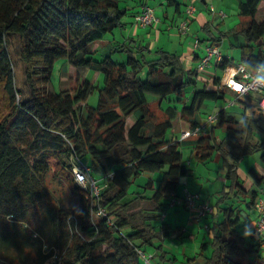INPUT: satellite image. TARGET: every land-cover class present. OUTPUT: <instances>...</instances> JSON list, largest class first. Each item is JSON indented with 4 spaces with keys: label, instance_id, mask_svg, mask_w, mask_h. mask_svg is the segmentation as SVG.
Wrapping results in <instances>:
<instances>
[{
    "label": "trees",
    "instance_id": "obj_1",
    "mask_svg": "<svg viewBox=\"0 0 264 264\" xmlns=\"http://www.w3.org/2000/svg\"><path fill=\"white\" fill-rule=\"evenodd\" d=\"M122 1L0 0V264H144L138 251L148 250L151 264H175L163 250L174 231L162 215L167 216L169 194L178 195L180 179L192 171L180 149L186 139L167 140L166 135L177 118L184 128L198 129L204 102L222 100L229 91L220 86V77L205 80L197 68L186 69L175 53L128 40L111 51L125 54L123 63L111 56L93 61L99 42L115 30L122 32L144 5L128 0L121 8ZM208 1L200 0L203 5ZM261 2L238 0V23L225 33L216 27L220 38L206 24L200 31L208 40L198 42L212 47L222 38L241 39L233 45L240 51L239 62L254 66L264 61V18L255 20ZM166 3L178 12L176 0ZM12 38L22 62V88L15 79ZM60 59L68 61V77L76 75L75 87L47 91ZM231 64L226 55L214 63L220 71ZM79 68L99 73L102 87L82 78ZM95 90L99 99L92 108L86 101ZM132 115L135 121L127 127ZM243 115L244 108L238 116L223 108L216 123L193 139L195 162L203 165L216 153L224 173L206 232L210 244L201 245L197 256L201 264H264V243L256 234V239L244 238L240 225L243 210L255 211L258 189L246 190L237 171L255 155L264 164V114L241 127ZM215 129L223 131L220 139ZM72 153L89 162L98 185H106L97 204L72 181ZM143 174L154 177L130 193ZM49 175L70 184L78 196L76 209L55 202ZM247 175L264 187L260 174L250 169ZM139 204L148 208L135 212ZM99 208L106 216L92 215ZM207 247L210 253L204 255Z\"/></svg>",
    "mask_w": 264,
    "mask_h": 264
},
{
    "label": "rangeland",
    "instance_id": "obj_2",
    "mask_svg": "<svg viewBox=\"0 0 264 264\" xmlns=\"http://www.w3.org/2000/svg\"><path fill=\"white\" fill-rule=\"evenodd\" d=\"M128 0L122 1L120 2V7H124V5L127 3ZM179 4H181L185 9L184 5L185 3L182 0H176ZM197 5H201L202 7H207V5L210 7L211 5L213 6L214 10H215V16L218 17L219 14L218 12H220L219 10H221L222 13L225 14V23L226 26L224 25V22L222 21H218L215 23V25H213L212 27V34L216 37V38H220L218 31L216 30V27L218 28L219 31L225 33L226 31V27L229 29L233 28L237 23H238V0H209L207 2V5H203L200 0L196 3L195 2V7ZM150 6L152 7L154 14L156 15V17L158 18L159 16H161V8L154 3L153 1H150ZM208 7V9H209ZM260 10L258 9L257 14L255 16V20L257 22H260L263 18H264V2H261L260 5ZM196 10V8H195ZM168 11H170V15L173 14L174 11V7H169ZM196 12V11H195ZM205 13H207V9L205 11ZM212 18V17H210ZM219 19V18H218ZM232 19V23H229V21ZM237 20V21H236ZM179 25V24H178ZM178 27V26H177ZM179 30V29H178ZM227 30V31H228ZM201 31H196V35L198 36V34H203ZM115 35H119L120 31L119 30H115L114 32ZM109 35L106 36V38ZM115 36V37H117ZM201 39L204 40H208L207 37L203 34L201 36ZM117 40V38H116ZM165 40H162V44L165 45ZM222 43L224 46V49L228 50V54L230 55V58L232 59V64H236L238 63V58L240 57V51L237 48H234V44L236 45L237 42L242 43L241 39H235V38H222ZM238 40V41H237ZM195 42L193 41V44ZM203 43V42H202ZM113 44V42H112ZM102 45L100 50L97 51V53L93 54L90 56V58L93 61L96 62H100L103 61L105 58L111 56L112 60L116 63H123L126 60V56L125 54L122 53H111L113 48L118 47L117 44L115 45ZM154 46H156L154 44ZM163 45H158L157 47L160 48ZM233 46V47H232ZM216 47H218V45H216ZM166 50H168V48H165ZM151 50H156L155 47L154 49ZM10 54H11V59L13 62V66H14V72H15V79L17 81V84L20 88L23 87V81H24V77H23V70H22V62H21V58L20 55L17 51V43L14 40V38H12L10 40ZM225 55V53H224ZM215 60H212L208 66L207 69H210V71H214V68L216 69V72L219 76L223 77V71H220L218 69V67H216L214 65ZM199 66V61L197 63V67ZM67 68H68V61L66 59H60L58 60L55 65H54V69L53 72L51 74L50 80H49V84L46 86V90L47 91H51L54 93H59L61 90H71L73 87H75V79H76V75L73 77H68V73H67ZM206 69V72H207ZM78 73L82 76V78L89 80L90 82L94 83L97 87H102L103 84V77L99 74V73H92V71L88 70L87 68H79L78 69ZM141 78L145 77V73L141 74L140 76ZM189 93V90L188 92ZM98 99H99V95L97 90H95L92 94H90L87 98L86 103L92 107L95 108L98 104ZM233 96L231 95L229 96H225L224 99L219 100L217 102H211V101H205L203 104V107L200 109L201 111L199 112V114H197V120H202L201 122H206V116L208 114H211L212 112H215L214 109V105L218 104V108L222 107L224 105L225 108H227L230 112H233L234 115L238 116L239 113H241L240 110L238 109V106L236 105L234 106H229V103L233 101ZM170 104L174 107H176L178 110L180 109V106L175 104L174 102H172V100L170 99ZM218 110V109H217ZM201 113V114H200ZM135 121V116H129L126 119V126L129 127L131 126ZM179 123L178 118L175 119L173 121V127L172 129L168 132V134L166 135V139H172L171 137H176L175 134H178V132L174 133L175 128L177 127ZM217 138H221L223 136V131L221 129H216V134ZM195 139V137L191 138L190 140ZM185 144V143H184ZM181 144V151L184 155L183 159L189 160L190 162V166L189 169L192 171L191 175L187 176V177H183L180 179V187H184L182 189V192L179 196V201L183 200V197L185 195V191L189 192L192 195H197L198 198L195 199V203L194 206H192L190 209H188L187 207H184V205L178 204L177 205V209L173 210L174 207H170L169 209H167L166 211L175 214V211H178L177 213L180 215V218H174V217H170L168 218L171 223L168 221V223L171 225L172 230L174 231L173 233V238L174 241L172 239V236H170L169 238H167L164 243H163V250L170 252V256H173V254L175 255L176 252H178V255L175 258V264H198L195 263V261H193L194 259H188L191 255L195 257L196 255V260H198V262H200L199 264L202 263V259L201 261L199 260L200 258H198V254L201 251V239L202 236L200 235V238L198 239H194L193 235H195V225L194 226H190L191 230L193 229V231L191 232L190 230H187L182 234V230L181 228L178 229V226L180 224L181 221H183V223H181L182 225L188 227V222L189 219H191L190 214H192V218H195L197 215L199 216L200 219H198L196 217V219L198 221H202V230L205 232L204 234H206L207 231L204 230L203 225L205 224V219L208 218V220H212V215H213V207L214 204L217 201V197H218V192L219 189L222 188L223 183H221L219 185V181L217 179L219 178H224V173L220 170V166H218L220 163V157L218 154H213V157L211 159V161H208L206 164H197L194 160L193 157L188 158V152H187V147L185 145ZM258 157V155H255ZM254 156V157H255ZM256 157V158H257ZM85 163H89L87 162V160H82ZM248 163V160L246 162H243V169L246 167ZM250 164V162H249ZM249 167L246 168V171L248 170ZM246 171L244 173H246ZM72 174V173H70ZM155 175L157 173H154ZM154 174H143L141 175L137 181L135 182V184H133L130 187V193L131 192H135L139 190V186H143L144 182H146V180H148L149 178L154 177ZM150 175V176H149ZM50 176V175H49ZM207 178H210L211 181L207 182L205 185H203L202 187H199V184H203L201 183L202 181H205ZM72 181L74 182L73 179V174H72ZM195 183L197 185H195ZM218 185V186H217ZM47 187L50 189L49 191L53 192V196H54V200L55 202H57L58 205L60 206H65V207H69V208H74L76 209L77 204H78V196L74 195L71 190H70V184L65 180V179H55L53 180L52 177H48L47 178ZM217 187V188H216ZM261 187V186H255L254 190L257 191V189ZM208 188L212 189V192L208 190ZM196 190V191H195ZM199 192V193H197ZM130 198V196H129ZM202 199L205 201H202ZM201 205H206L209 208L212 209V213L211 214H205L203 216H200L199 211H198V207ZM148 205L147 204H139L136 205L134 207V211L138 212V211H142V209H147ZM186 208V209H185ZM189 217V219H188ZM206 217V218H204ZM203 218V219H202ZM173 220V221H172ZM194 222H196L194 220ZM178 229V230H177ZM189 232L188 235L185 234L186 232ZM184 235H187L186 237H184ZM207 238L204 240V244L208 245L210 244V236L209 234H206ZM261 243H264L263 241ZM178 250V251H176ZM176 251V252H175ZM172 252V253H171ZM208 253H210L208 247L207 250L204 251V255H207ZM147 255H151L152 253H150V250H148L146 252ZM168 256V257H170Z\"/></svg>",
    "mask_w": 264,
    "mask_h": 264
},
{
    "label": "crops",
    "instance_id": "obj_3",
    "mask_svg": "<svg viewBox=\"0 0 264 264\" xmlns=\"http://www.w3.org/2000/svg\"><path fill=\"white\" fill-rule=\"evenodd\" d=\"M141 1H142L141 4H148L149 6H150V1H153L154 3H156L161 8V11H160L161 16L158 17L159 18L158 25L151 27L149 29L143 30V29H140L139 27L136 26V24L134 22V18H131V19L128 18L126 20L125 29L122 32H120V34L118 36L113 34V35H110L107 38L105 37L103 40H101L99 42L100 48L102 45H106V44L111 45L112 42H113L112 45L117 44L118 46H120L123 44L124 40L137 42L141 46L145 45L146 47H149V49H154V47H155V49H158L157 46L161 44L163 46H161L160 49L165 50L167 52L175 53L176 55L180 56L182 63H183V66L186 69H189V68H195L196 69L198 61H200L202 56L204 55V48L209 47L208 42H205V43L198 42L199 39L201 40V36L203 34H198V36H197L195 34L196 31H200V29L203 28V26L206 24L210 25V28L212 30L213 25H215V23L218 21L224 22V25L226 26V23H225L226 17H224L223 19L220 16L216 17L215 13L214 14L210 13V11L208 9V7H209L208 5L205 8L202 7L201 5H197L195 7V3H194V7L196 8V10H195L196 12L193 15V17H190L188 19V29H187L185 34H182L177 29L178 24L185 19V14H184L185 9L182 8L183 6L181 4H180V7L178 8V12H176V10L174 9L173 14L170 15V11H168V8L170 6L167 5L166 0H141ZM182 1L185 3V0H182ZM198 1L199 0H197V2ZM130 6L134 7V3H130ZM184 7H185V5H184ZM139 8L140 7H137L135 9V12L138 11ZM206 9H207V13H205ZM219 11L221 12V10H219ZM210 17H212V18H210ZM232 22H235V21H232V19H231L229 21V23H232ZM227 30H228V28L226 27L225 31H227ZM115 36H117V37H115ZM116 38H117V40H116ZM163 39H166L165 45L162 44ZM193 41L194 42L197 41L199 46L196 47L195 43L193 44ZM238 43L239 42H237V44ZM154 44L156 46H154ZM217 45H218L217 48L221 51V53L223 55L225 53V55L230 57L231 54L229 55L228 50L224 49L222 41H220ZM214 46L216 47V45H214ZM100 48H99V50H100ZM165 48H168V50H166ZM238 62H239V60H238ZM198 75L205 80H208V79L212 78L213 76L214 77L215 76L220 77V79H221V76H219L217 74L215 68H214V71L213 70L210 71V69H207V72L205 70L203 73H200ZM219 84H220V81H219ZM229 93L226 94L225 96H229V97L231 95L233 96V98H234L233 102H235L234 107L237 105L238 106L237 110L242 111L244 108V112H245V110H248V109H253V108L256 109V102H255L256 97L254 95H250L246 99H243V98L241 99V98L234 96L231 92H229ZM189 94H190V92L187 93L186 97H189ZM223 108L225 110H227L228 112H230L228 109H226L224 107V105L222 107L218 108V104H216V105H214L215 112H212V113L216 114V113H218L219 110H221ZM256 117H258V115L254 116V118H256ZM201 121L202 120L198 119V123H200ZM185 130H187V129L184 128V125H182L179 121L177 127L174 130V133L178 132V134H175V136H176L175 138H178L180 131H185ZM215 134H216V129H215ZM184 143H185L184 145L187 147L188 158L193 157V154H192L193 146H194L193 140L186 139L184 141ZM256 157L257 156L245 158L237 168L238 174H239L241 180L244 182V188L246 190H249V191H251L255 188V184H253L252 181L248 178V175H247L248 170H250V169L254 170L258 174H260L264 179V164L259 161L258 157L257 158ZM183 158H184V155H183ZM186 159H184V161L188 162V167H189L190 162H189V160H186ZM247 160H248V163H247L246 167L244 168V170H242L243 169L242 163L246 162ZM249 162H250V164H249ZM219 163L220 164L218 166L221 167V159H220ZM247 167H249V168L246 171ZM245 171H246V173H244ZM209 181H211L210 178H207L205 181L201 182L203 184H199V187H202L203 185H205ZM218 181H219V185L221 183H224V181L222 179H219ZM179 184H180V182H179ZM195 185H197V184L195 183ZM183 188L180 187V185H179L178 196H180ZM208 190L212 192L211 188H208ZM197 193H199V192H197ZM202 201H204V200L202 199ZM177 212L178 211H175V214L168 212L167 216H166V219H167L166 221H169L171 223V221L168 219L169 217H170V219H171V217L179 219L180 215ZM190 217H191V219H189V217H188V219H189V222L187 224L188 227L182 225L181 223H183V221H181L179 226H178V229L181 228L182 234L186 231V229L190 230L192 232L193 229L191 230L190 226L195 225V227H194L195 228V235H193V238L195 240L197 238L199 239L200 235H201L202 239H201L200 243H201V245H203L204 240L207 238V235L204 234L205 232L201 228L202 227V221H198L196 219V217L192 218V214H190ZM252 219L256 220V213H255L254 209H252L250 211L243 210L241 212V217H240L241 232H243V224L248 222L249 220H252ZM194 220L196 222H194ZM205 220H206L205 221L206 224L210 223V220H208V218ZM183 224H185V223H183ZM188 233L189 232L187 231L185 234L188 235ZM187 235H184V237H186ZM171 236H172V239L174 241L173 234ZM249 238H253V239L255 238L256 239L255 232H253L252 235L247 237V239H249ZM261 250H262V255L264 257V244H263V247L261 248ZM176 251H178V250H176ZM177 255H178V252H176L175 255L173 254V257L176 258ZM196 255L197 254H195V257H194V255L193 256L191 255L188 259H195ZM199 260L201 261V259H199ZM193 261H195V263H198V264L200 263L196 259Z\"/></svg>",
    "mask_w": 264,
    "mask_h": 264
},
{
    "label": "built area",
    "instance_id": "obj_4",
    "mask_svg": "<svg viewBox=\"0 0 264 264\" xmlns=\"http://www.w3.org/2000/svg\"><path fill=\"white\" fill-rule=\"evenodd\" d=\"M197 0H185V19L181 21L177 27L179 29V32L182 34H185L187 29H188V19L190 17H193L195 14V7L194 3ZM209 11L211 14L215 13V10L212 6L209 7ZM219 16L223 19L225 17L224 13L218 12ZM134 22L137 27L140 29H149L151 27H154L158 25L159 23V18L156 17L154 14V11L151 6L148 4H144L139 8L137 16L134 18ZM195 46L198 47L199 44L197 41H195ZM226 57L229 58V56L226 55ZM225 58V55L221 53V51L215 47V46H210V47H205L204 48V55L202 56L201 60L199 61V66L197 67L199 73L204 72L210 62L212 60H215V62H220ZM214 62V63H215ZM240 62L236 64H231L233 65H238ZM223 77L220 79V86L223 88H226L229 92H231L234 96L240 98L241 95L243 99L248 98L250 95H254L256 97L255 102H256V109H261L264 107V90H261L260 88L257 87H252L249 88L247 91H244V87L241 88L240 92L235 91V89L229 85L226 82V73L225 70L223 71ZM237 81H239L243 86H247V84L250 83V81L247 79L246 74H241L240 76L235 77ZM235 102H230L229 106H234ZM227 109V108H226ZM217 113H212L206 116V122H203L200 124L198 129H187L185 131H180L178 135V139L180 141L184 139H189L191 137H195L198 135V133L203 130V129H209L211 128L217 121ZM68 163L71 165V172L73 174V179L76 185L84 189L88 195L87 198L90 199V203L93 204L95 201V204H97V200L99 199V194L101 189L105 188L106 185L100 186L98 185L97 181L92 177V170L89 167V163L83 162L81 159L76 157L73 153L69 155L68 158ZM77 169L79 171H77ZM83 176V181L81 182L78 179V176ZM108 177L112 176V173L107 174ZM198 198L197 195H192L189 192L185 191V195L183 197L182 201H179V196L176 194H169V208L170 207H176L178 204L184 205V207H187L190 209L192 206H194L195 199ZM200 216H203L205 214H211L212 209L209 208L206 205H201L198 208ZM255 213H256V221L258 225H260V230L259 228L255 231L257 239L262 242L264 241V187L258 188L257 191V196H256V203H255ZM92 215L95 217H102L106 216V213L104 209L99 208L96 213L94 214L92 212ZM166 217L165 214L162 215V219ZM198 219L199 216H196ZM206 218V217H204ZM203 219V218H202ZM203 228L205 231L209 230V224H204ZM259 242V243H260ZM140 254L141 258L143 259L144 264H151V255H147L146 253L142 251H138Z\"/></svg>",
    "mask_w": 264,
    "mask_h": 264
},
{
    "label": "clouds",
    "instance_id": "obj_5",
    "mask_svg": "<svg viewBox=\"0 0 264 264\" xmlns=\"http://www.w3.org/2000/svg\"><path fill=\"white\" fill-rule=\"evenodd\" d=\"M225 73L227 77L226 82L231 85L237 92H240L242 87H244V91H247L252 87H257L261 90H264V61L257 62L254 66L242 61L238 65L227 67L225 69ZM242 73L246 74L247 79L250 81L247 86H243L239 81L235 79V77L240 76ZM240 98H243L242 95ZM261 114H264V107H262L261 109L253 108L245 110L244 115L240 118V126H250L253 117ZM77 171L79 170L77 169ZM78 179L82 182L83 176H78ZM260 227L261 226L258 225L255 219L249 220L248 222L243 224L242 236L244 238H247L252 235L253 232L258 228L260 230Z\"/></svg>",
    "mask_w": 264,
    "mask_h": 264
}]
</instances>
